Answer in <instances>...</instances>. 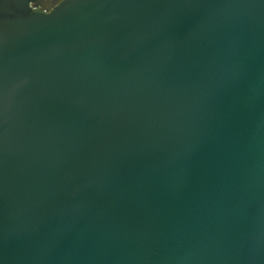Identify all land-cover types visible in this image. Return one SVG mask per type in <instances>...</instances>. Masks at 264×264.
I'll return each mask as SVG.
<instances>
[{
	"label": "water",
	"instance_id": "obj_1",
	"mask_svg": "<svg viewBox=\"0 0 264 264\" xmlns=\"http://www.w3.org/2000/svg\"><path fill=\"white\" fill-rule=\"evenodd\" d=\"M0 264H264V0H0Z\"/></svg>",
	"mask_w": 264,
	"mask_h": 264
},
{
	"label": "flooded vegetation",
	"instance_id": "obj_2",
	"mask_svg": "<svg viewBox=\"0 0 264 264\" xmlns=\"http://www.w3.org/2000/svg\"><path fill=\"white\" fill-rule=\"evenodd\" d=\"M62 0H28L29 4L34 8L44 11H50L57 6Z\"/></svg>",
	"mask_w": 264,
	"mask_h": 264
}]
</instances>
